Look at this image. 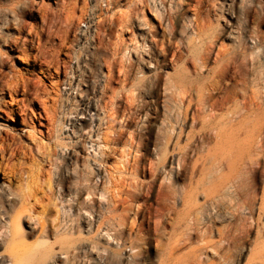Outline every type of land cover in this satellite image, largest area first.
<instances>
[{
	"label": "rangeland",
	"instance_id": "1",
	"mask_svg": "<svg viewBox=\"0 0 264 264\" xmlns=\"http://www.w3.org/2000/svg\"><path fill=\"white\" fill-rule=\"evenodd\" d=\"M216 2L219 19H212L203 45L201 37L189 28L192 13L184 0H0V257L6 258L7 264H11L8 230L18 212L31 264L45 260L48 264H167L166 260L168 264H264V158L262 165L255 164L256 170L244 177L250 193L257 194L255 209L251 212L246 204L229 202L235 218L223 219V210H218L223 221L206 215L208 219L198 221L200 232L196 234L178 221V211H185L188 205L176 199L172 221H165L166 228L156 232L153 221H140L142 214L136 215V206L143 202L139 198L132 205L131 221L116 228L118 239L111 243L105 237L89 240L96 232L88 230L83 217H102L107 213V201L89 198L86 191L79 193L75 187V174L81 166L100 158L105 148L93 144L92 135H115L109 127L112 116H118L115 127L125 130L118 148L129 150L132 134L141 137L142 145L130 149L140 165L135 178L134 174L131 177L145 184L150 175L143 166L155 159L154 153L165 150L163 137L170 136L174 128L191 129V120L184 117L185 104L172 92L165 93L162 82L157 85L156 70L162 76L187 74L197 61L193 77L203 80L217 64L211 58L205 66L197 54L214 40V46L246 49L253 64L257 63L253 69L263 67L264 73V0ZM168 21L175 24L173 31L164 26ZM139 25L146 29L140 31ZM174 51L182 60L171 61ZM149 61L156 68L147 67ZM48 65L52 78L41 71ZM14 79L41 85L48 104L56 110L51 135L35 119L41 132H35L39 141H31L23 134L21 115L9 113L12 96L7 86ZM22 91L13 94L16 100L24 97ZM29 105L34 110L39 106L32 101ZM80 112H85L86 118L78 124L75 117ZM73 122L77 124L74 128ZM178 141L185 146L189 140L183 135ZM168 150L171 154L170 145ZM118 156L113 153L106 161L108 166ZM162 158L156 161L160 163ZM167 162L161 166H168ZM189 168L179 180L169 170L170 182L177 180L178 187L187 181ZM87 169L89 174L93 172L91 167ZM158 183L149 198L153 204ZM21 194H26L27 200H22ZM198 202L204 203V197L198 196ZM220 228L228 230L233 239L222 241ZM133 240L139 249L130 250ZM45 251L48 256L42 259ZM53 254L57 256L49 262Z\"/></svg>",
	"mask_w": 264,
	"mask_h": 264
},
{
	"label": "bare ground",
	"instance_id": "2",
	"mask_svg": "<svg viewBox=\"0 0 264 264\" xmlns=\"http://www.w3.org/2000/svg\"><path fill=\"white\" fill-rule=\"evenodd\" d=\"M184 1L185 6H187L192 13L188 19L190 23L189 28H191L194 35L201 37L202 44L204 45L206 43V37L204 39L203 37L210 32L211 25H213L212 19L217 16L220 10L216 2L217 0ZM170 11L172 12L173 9ZM168 16L170 15L168 14ZM217 17L219 19V16ZM173 18L175 19V17ZM170 22H166L164 26H166V28L167 26L170 27L173 31L175 24ZM138 27L140 31L146 29L143 25H139ZM149 35L152 37L150 32H148V36ZM209 38H211V36ZM213 41L214 40H211V44L206 46L200 54H197V56H199L198 60L203 61L202 63L205 64V66L211 58H213L214 62L217 64L216 68L214 67L215 69L213 68L212 70L213 73L204 77L203 80H198L193 77L194 73H196L197 65L195 64L197 61H195L194 67L191 68L192 70L186 72L187 74L183 72L178 74L173 73L174 76L172 77L170 76L171 74L168 75V73L162 76L158 70L155 72L157 85H161L160 83L162 82V88L165 93L168 94L172 92L171 95L174 94L180 97L182 103L185 104L186 113L184 117L186 118L185 120H191V124L189 125L191 131L183 128H180V130L178 129L179 131H175L174 128L170 130V134L172 135V133H174L175 136L174 134L172 136L175 139L173 138L171 140V135H168V137L166 136L167 138L163 137L164 142H166L165 150L161 152H156L154 150L156 153H154L153 158L155 156V159H149V163L143 166L142 170L150 175V179L147 180L148 182L146 184L139 181L138 178H132L137 174H135V172L140 170V165L139 157L136 155L133 156L130 149L138 148L139 145H142L141 137L132 134L128 145L129 150L118 148L117 144L121 142V137L125 131L122 126L119 128L115 127L114 122H117L118 116H112L111 119L109 118V127L113 128L114 130L112 131L115 132L113 137H109L108 134L103 136L99 132L92 135L93 144L98 145L99 148L101 145H104L105 148L100 158H92L88 161L87 165L84 164L81 166L82 170L75 174V187L76 191L79 193L86 191L89 198L107 201V213L105 212L106 214L102 217H94L93 215L83 217L85 218L84 221L87 224L88 230L90 229L91 233H93V231L96 232L95 236L93 235L88 238L89 240L93 239L94 241V238L105 237L108 238L111 243V241L118 239L116 228L121 224L123 225L126 221H131L129 220V215L133 209L132 205L133 203L136 204L139 198L143 199L141 203L142 206H140L141 204L136 206L137 210H135V213L136 215L142 214L140 221H153L154 224H152L156 232L161 228H166L165 221H172L173 218H171V215L176 210V199L180 200L185 207L188 205L187 209H184L185 211H183V209L181 212L178 211V221L186 223L192 230V233L195 234L200 232L197 226L198 221L208 219L207 216L213 215L215 217L213 221H220L221 218L219 219V214H216L218 210H223V219L235 218L236 213L228 206L229 202L230 205L233 201H237V204H246L251 212L255 209L257 194L255 192L251 194L249 189H247L245 174L256 170L254 169L255 164L262 165L261 159L264 158L263 67L262 69L257 67L253 69L252 66H255L257 63L255 65L253 64L252 57L249 56L246 49L229 48L225 45L214 46ZM172 56V59H170L173 62L174 59L175 62L180 59L182 60L176 52L173 53ZM116 60L114 61L116 62ZM145 64H147V67L152 68L155 66L156 68V65H153L152 61ZM251 67L252 70L250 72ZM41 71L48 78L53 77L54 73L51 66L48 65L46 68H42ZM55 71L58 72L59 67L55 68ZM110 72H113V69H111ZM71 85L72 84H70V87ZM7 88L12 96L11 102L9 101V113L18 112L21 115L22 123L25 125V127L22 128L23 134L32 138L31 141H39L35 136V132L38 130L35 124L36 119L41 126H44L48 136L51 135L55 130L54 122L56 113L54 112L56 110L53 108L54 106L48 104V99L45 98L46 93L41 91V85L37 82H32L31 84L30 81L14 79L9 83ZM254 88H257V91H255ZM19 90L24 91V97L21 98V100H16L13 94L17 93ZM28 94L33 97H26ZM31 101L38 103L39 106L37 110L30 108L29 103ZM27 109H30V112L27 111ZM75 118L76 122L80 124L79 120L86 118L85 112L78 113ZM200 123L201 126L198 128V124ZM76 125L77 124L74 123L73 128L76 127ZM69 129L70 132H73L71 128ZM38 131L41 132V129ZM73 135L75 136L74 133ZM183 135L189 140L185 146H181L180 141H178ZM88 140L90 141V139ZM212 143L213 145H211ZM169 145L171 146V154L168 150ZM113 153L118 154L119 158H116V162L113 165L108 166L109 164H107L106 161L112 158ZM130 156H133V158L131 159ZM159 156L163 157L160 163L156 161ZM167 159L168 166H161ZM87 167H91L93 172L89 174ZM187 167H190L189 179L187 178V181L184 180L176 187L177 180L176 182L173 181L174 183L170 182L168 175L169 170L174 172L175 178L179 180ZM224 174H226V177L223 176ZM158 181H160V183L157 185L156 202L153 204L149 202V198L154 185ZM108 193L110 195H108L109 197L106 195ZM20 196L22 200H27L28 198L26 194H21ZM198 196L204 197L205 202H198L199 204L195 203ZM262 200L264 202V199ZM20 213L21 212H18L17 215L12 218V226H10L8 230V242H10V245L8 247L9 249H7L10 254H6L11 264H31L28 262L31 255L29 256L30 251L24 242V235L20 223ZM31 218L29 217V219ZM223 219H221V221H223ZM186 225L184 224V226ZM218 230L221 236L220 239H223L222 241L229 242L233 239L230 238L228 230H222L221 228ZM203 231L206 234V230L204 229ZM201 234L203 233L201 232ZM189 239H191V237H189ZM129 247L131 248L130 250L139 249V246L134 240L129 244ZM49 248L51 249V247ZM97 248L99 249L98 246ZM95 249L96 246L93 250ZM47 256L48 253L45 251V254L42 255V259ZM56 256V254L55 256L53 254V261L51 259V261H48L54 262ZM39 260L37 262H39ZM45 261H42L41 264H48V262ZM166 263L168 264L167 260ZM0 264H7L6 258L1 256Z\"/></svg>",
	"mask_w": 264,
	"mask_h": 264
}]
</instances>
